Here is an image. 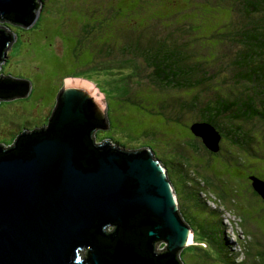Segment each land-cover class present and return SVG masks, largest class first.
I'll list each match as a JSON object with an SVG mask.
<instances>
[{
	"label": "water",
	"instance_id": "95a60500",
	"mask_svg": "<svg viewBox=\"0 0 264 264\" xmlns=\"http://www.w3.org/2000/svg\"><path fill=\"white\" fill-rule=\"evenodd\" d=\"M39 9V0H0V20L27 29ZM12 42L0 30V64ZM29 92L26 81L0 78V101ZM109 125L101 96L70 81L44 127L0 146V264H184L194 233L167 168L150 150L97 144L94 133ZM191 129L219 152L213 127ZM251 185L264 199V181ZM160 243L166 249L156 252Z\"/></svg>",
	"mask_w": 264,
	"mask_h": 264
},
{
	"label": "rangeland",
	"instance_id": "374dc122",
	"mask_svg": "<svg viewBox=\"0 0 264 264\" xmlns=\"http://www.w3.org/2000/svg\"><path fill=\"white\" fill-rule=\"evenodd\" d=\"M39 3L37 26L34 23L26 29L22 25L0 20V30L14 37V42L5 51L4 62L0 64V78L26 81L31 89L26 98L0 101V146L8 149L13 146L8 144L21 131L24 135L34 131V128L45 126L65 83L83 82L90 85L107 106L109 129L100 130L96 134L97 140H111L127 152L150 150L167 168L178 198L182 200L183 186L176 168L180 167V163L185 166L186 162L178 156V147L185 146L190 150L193 138L189 125H194V121L189 119L186 124L176 120V105H171V113L163 101L153 96V90L157 88L149 79L150 70L141 60L137 61L139 75L130 79L131 83L138 84L133 86L135 90L120 92L109 88L107 72L114 76L119 71L120 74H128L135 68L121 66L125 59L122 53L116 57L107 54L111 50H120L125 34H136L137 37L144 30L145 38L150 40L155 30L157 37L167 40L177 31L184 40L181 42L185 44L186 52L193 51L196 61L203 64L209 62L210 57H217L210 50V46L216 48V29L220 31L233 22L240 28L241 25L235 21L239 15L228 14L218 5L211 7L207 0H39ZM241 22L245 20L241 18ZM225 44L227 59L220 68V76L214 74L217 78L211 84L212 88L224 85V80L232 77L228 67H232L233 50L237 46L230 39H226ZM210 94L208 91L198 95L205 99ZM187 100L190 101V98ZM189 153L190 162L201 164L198 171L212 192L219 194L230 206L225 223L229 227L227 231L231 242L235 243L237 235L245 238L239 226V215L242 227L253 238L252 248L264 251V201L253 196L254 190L249 188L247 181L254 161L247 158L246 163L236 166L224 156L212 154L207 160L199 157L200 154L194 150ZM164 162H170L168 165L171 167ZM173 163L176 164L174 167ZM260 170L263 173L264 167ZM226 178L232 181L230 185L235 192L226 190L229 188ZM217 205L225 210L221 204ZM165 249V244L160 243L156 252ZM236 250L242 254L246 252L247 264H264L252 258L250 248L240 251L237 247ZM183 258L184 264H220L217 260L212 262L204 257L196 258L190 253Z\"/></svg>",
	"mask_w": 264,
	"mask_h": 264
},
{
	"label": "trees",
	"instance_id": "16d2710c",
	"mask_svg": "<svg viewBox=\"0 0 264 264\" xmlns=\"http://www.w3.org/2000/svg\"><path fill=\"white\" fill-rule=\"evenodd\" d=\"M207 1L211 7L216 8L218 5L223 8L222 11H226L228 14H238L239 17L235 21L241 25L238 28L233 22L230 25H225V28L220 31L216 29L214 35V38L217 39L216 48L210 46V50L216 53L217 57H210L209 62L205 61L203 64L197 62L193 51L186 52V46L181 42L184 40L177 31L167 37V40L157 37L158 33L155 30H153L154 37H149L150 40L145 38L147 35L144 30L137 37L136 34H125V41L120 50L117 52L111 50L107 56L116 57L122 53L125 59L121 66L135 68V71L128 74H120L121 71H119L114 76L111 72H107L110 80L106 83L113 91L130 92L135 90L133 86L138 84L137 82L131 83L130 79L139 75L136 71L137 61L141 60L150 70L149 79L157 88V90H153V96L158 101H163L167 105L166 109L170 112L171 105L173 103L176 105L178 111V114L175 115L176 120L186 124L190 120L194 121V124H209L221 137L219 152L210 153L203 140L192 132L193 124H191L189 130L193 139L190 140L192 146L189 149L198 152L202 159L211 158L212 154L218 157L224 156L229 163L235 162L236 166L246 163L247 158L252 159L254 161L251 167L252 172L247 177L251 189L252 177L264 181V170L263 173L260 170L264 167V0ZM241 18L245 22H241ZM34 26H37V23ZM224 38L230 39L237 46L233 50L232 67H228L232 72V77L225 79L224 85L212 88L211 84L216 80V76H220V68L227 59L224 54L226 45ZM116 75L122 77L115 78ZM208 91L212 94L206 95L205 99L198 95ZM189 94H193V96H189ZM187 98H190V101ZM41 127L34 129L37 130ZM98 132L100 130L94 133V137ZM21 133L22 131L15 136L11 144H8L13 145L8 149L15 147ZM95 142L97 144L109 142L111 146L119 147L111 140L102 142L96 138ZM178 149V156L186 162L185 166L180 163V167L176 168L183 186H181L183 198L182 200L179 198L181 214L194 233L193 243L180 256L181 262L184 263L183 257L190 253L195 254L196 258L204 257L212 262L217 260L220 264H247L246 252L245 254L239 253L236 250L237 247L240 251L242 248L244 250L250 248L252 258H256L258 263L264 262V251L252 248L253 238L242 227V221L238 214L239 226L245 238L236 234L237 240L235 243L231 242V236L227 231L229 227L225 223L226 211L230 206L221 196H218L219 194L216 195L214 191L212 192L203 175L200 176L198 170L201 169V164L190 162V158L188 159V156H191L190 150L188 151L185 146H179ZM164 163L170 164V162ZM175 165L173 163V167ZM169 179L173 184L172 176ZM226 181L229 184V188L226 190L235 192V189L230 185L232 181H229V178H226ZM227 193L229 194V192ZM252 193L253 196L262 199L256 192ZM262 200L264 201V199ZM217 204H221L225 210L222 211ZM113 230V227L107 228L108 233H112ZM262 245L264 247V244ZM240 257H243L242 260L239 259Z\"/></svg>",
	"mask_w": 264,
	"mask_h": 264
}]
</instances>
